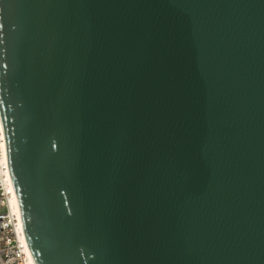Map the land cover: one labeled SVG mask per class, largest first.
<instances>
[{
	"label": "water",
	"instance_id": "obj_1",
	"mask_svg": "<svg viewBox=\"0 0 264 264\" xmlns=\"http://www.w3.org/2000/svg\"><path fill=\"white\" fill-rule=\"evenodd\" d=\"M0 114L36 264H264V0H0Z\"/></svg>",
	"mask_w": 264,
	"mask_h": 264
},
{
	"label": "built area",
	"instance_id": "obj_2",
	"mask_svg": "<svg viewBox=\"0 0 264 264\" xmlns=\"http://www.w3.org/2000/svg\"><path fill=\"white\" fill-rule=\"evenodd\" d=\"M0 264H36L29 248L21 207L11 177L0 114Z\"/></svg>",
	"mask_w": 264,
	"mask_h": 264
}]
</instances>
